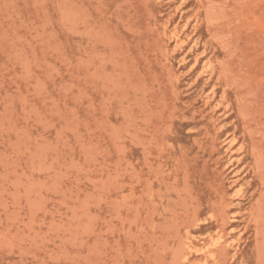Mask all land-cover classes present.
<instances>
[{
  "label": "rangeland",
  "instance_id": "374dc122",
  "mask_svg": "<svg viewBox=\"0 0 264 264\" xmlns=\"http://www.w3.org/2000/svg\"><path fill=\"white\" fill-rule=\"evenodd\" d=\"M0 264H264V0H0Z\"/></svg>",
  "mask_w": 264,
  "mask_h": 264
},
{
  "label": "bare ground",
  "instance_id": "6f19581e",
  "mask_svg": "<svg viewBox=\"0 0 264 264\" xmlns=\"http://www.w3.org/2000/svg\"><path fill=\"white\" fill-rule=\"evenodd\" d=\"M212 9V8H211ZM213 10V9H212ZM215 22V21H214ZM238 197V196H237ZM225 211V210H224ZM223 216H224V214H223ZM223 240V239H222ZM221 242V241H220ZM211 257H213V255L211 256ZM214 259V258H213Z\"/></svg>",
  "mask_w": 264,
  "mask_h": 264
}]
</instances>
